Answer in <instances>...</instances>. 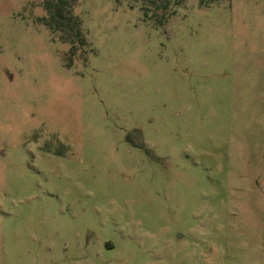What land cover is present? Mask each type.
<instances>
[{
  "label": "rangeland",
  "instance_id": "374dc122",
  "mask_svg": "<svg viewBox=\"0 0 264 264\" xmlns=\"http://www.w3.org/2000/svg\"><path fill=\"white\" fill-rule=\"evenodd\" d=\"M0 0V264H264V0Z\"/></svg>",
  "mask_w": 264,
  "mask_h": 264
},
{
  "label": "trees",
  "instance_id": "16d2710c",
  "mask_svg": "<svg viewBox=\"0 0 264 264\" xmlns=\"http://www.w3.org/2000/svg\"><path fill=\"white\" fill-rule=\"evenodd\" d=\"M75 0H45L46 18L44 23L54 31H59L62 38L85 43L80 22L72 13Z\"/></svg>",
  "mask_w": 264,
  "mask_h": 264
}]
</instances>
